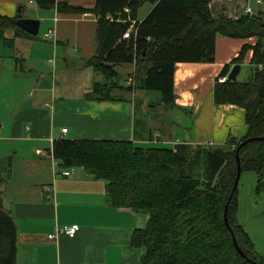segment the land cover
<instances>
[{
	"label": "crops",
	"instance_id": "1",
	"mask_svg": "<svg viewBox=\"0 0 264 264\" xmlns=\"http://www.w3.org/2000/svg\"><path fill=\"white\" fill-rule=\"evenodd\" d=\"M57 2L84 8L96 4V0ZM237 3L243 6V0ZM152 8V3H145L137 20ZM0 11L41 20L38 35L9 28L4 37L11 44L0 35V201L17 221L18 264H141L143 250L133 245L132 238L146 225L148 214L111 205L107 183L83 167H62L52 152L55 140L225 146L229 137L246 134L245 109L216 104L214 85L235 64L222 77L225 65L244 44L254 45L256 37L219 35L214 62L177 63L174 107L160 104L157 91L141 88L116 89L118 99L98 100L90 94L95 82L104 79L87 64L98 45L93 11L43 9L33 0H0ZM252 55L250 49L241 65H250ZM120 69L128 85L135 65L127 63ZM151 98H156L154 103ZM66 169L73 170L71 176L63 175ZM257 180L255 171L241 174L237 217L264 258V193H257ZM73 224L79 225L74 236L59 231ZM55 232L57 237L50 238Z\"/></svg>",
	"mask_w": 264,
	"mask_h": 264
},
{
	"label": "trees",
	"instance_id": "2",
	"mask_svg": "<svg viewBox=\"0 0 264 264\" xmlns=\"http://www.w3.org/2000/svg\"><path fill=\"white\" fill-rule=\"evenodd\" d=\"M33 1L43 9L93 11L98 16L97 51L87 61L104 79L95 82L90 94L98 100L118 99L116 89L133 91L132 85L120 82L119 67L128 63L135 65L137 89L157 91L160 104L174 107L177 63L214 62L219 35L256 37V43L244 44L221 72L227 76L231 65L242 64L253 49L251 75L246 80L217 79L214 85L216 104L245 109L244 136L229 137L223 147L61 138L55 140L52 152L62 167H83L91 177L104 180L111 205L148 214L146 225L132 238L133 245L143 250L141 264H264L238 220L239 188L233 191L239 156L242 173L255 171L257 193H264V139L259 138L264 137V11L232 18L225 7L214 14L212 0H96L93 8ZM147 2L153 8L137 20ZM22 16L0 11V35L7 43L4 31L9 28L33 36L16 25ZM131 20L136 21V31L125 38ZM227 202L229 226L224 219ZM231 230L245 256L235 246ZM17 234L15 216L0 201V264H18Z\"/></svg>",
	"mask_w": 264,
	"mask_h": 264
},
{
	"label": "water",
	"instance_id": "3",
	"mask_svg": "<svg viewBox=\"0 0 264 264\" xmlns=\"http://www.w3.org/2000/svg\"><path fill=\"white\" fill-rule=\"evenodd\" d=\"M16 25L18 27H20L22 30L26 31L27 33L31 34V35H38L40 32V25H41V20L38 18H32V17H19L15 20ZM241 67L242 65L240 63H236L233 68L231 69L229 75L227 76V80L228 81H236L238 80V75L241 71ZM260 139H264V137H259ZM256 139V138H253ZM258 139V138H257ZM250 141V139H247L246 141L242 142L241 145H243L244 143ZM239 151V149H238ZM238 151H237V155H238ZM237 161H238V168H237V174H236V178H235V182H234V186H233V191H235L239 185V180L242 174V167H241V163H240V158L239 156L237 157ZM232 196V194H231ZM228 202L225 205V209H224V219L225 222L227 224V226H229L228 223ZM231 234L233 236V241L235 246L237 247V249L242 253L243 256H245V253L241 250L238 241L233 233V231L231 230Z\"/></svg>",
	"mask_w": 264,
	"mask_h": 264
},
{
	"label": "built area",
	"instance_id": "4",
	"mask_svg": "<svg viewBox=\"0 0 264 264\" xmlns=\"http://www.w3.org/2000/svg\"><path fill=\"white\" fill-rule=\"evenodd\" d=\"M235 1L236 0H219L221 5L223 4L222 6L225 5L224 6L225 10L227 9L228 4H232ZM258 3L260 5H263L264 4V0H258ZM213 4H215V0H212V2H211V6L212 7H213ZM242 9H243V11L241 13L238 10H234V12L237 13L238 15L237 14H231L230 17L238 18V17L242 16L243 14H249V15H254L255 14V11L249 5H244L243 4ZM125 11L128 12L129 8H125ZM97 18H98V16H97ZM135 23H136L135 20H131L130 27L124 33V37L125 38H130L131 34L136 31ZM225 80H226V77L220 78V81H225ZM127 82L129 83V85H132V86L135 85V73L134 72L130 76H128ZM62 131L63 132H67V128H63ZM72 173H73V170H69V169H66V170L63 171V175L64 176H71ZM78 229H79V225L78 224H73L71 226H65L64 228L59 229V231H64L67 234H69L70 236H74ZM49 237L50 238H56L57 237V233L55 232L54 234H50Z\"/></svg>",
	"mask_w": 264,
	"mask_h": 264
},
{
	"label": "rangeland",
	"instance_id": "5",
	"mask_svg": "<svg viewBox=\"0 0 264 264\" xmlns=\"http://www.w3.org/2000/svg\"><path fill=\"white\" fill-rule=\"evenodd\" d=\"M215 4H216V7L215 8H212L213 9V12H214V14H218L219 12H221L222 10H223V7L225 6H222L221 5V3L219 2V0H215ZM243 4L244 5H249V6H251L252 8H253V10L256 12V13H258L259 11H260V9L261 8H263L264 7V4L263 5H260L259 3H258V0H243ZM219 6V7H218ZM238 6V7H237ZM29 9H35V7L34 6H30L29 7ZM234 10H238L240 13L243 11V9H242V7H241V5L240 4H238L237 3V0L234 2V3H232V4H228V7H227V9L224 11L226 14H228V16H231V14H237V13H235L234 12ZM127 12V11H126ZM129 12V11H128ZM238 15V14H237ZM42 33V32H41ZM124 68V67H123ZM122 68V69H123ZM122 69H120V71L121 72H123L122 71ZM135 70V69H134ZM131 72H133V70L131 71ZM134 73H135V71H134ZM248 73V74H247ZM126 74V73H125ZM125 74L124 73H122L121 75H122V77H121V80H120V82L123 84V85H126V81H125ZM249 75H251V67H250V65H247V64H244L243 66H242V71H241V73L239 74V76H238V80H246L248 77H249ZM102 76V75H101ZM129 76V75H128ZM102 78V77H101ZM128 79V78H127ZM128 83V82H127ZM128 85H129V83H128ZM136 86V78H135V85H133V87H134V89H133V91H135L137 88L135 87ZM136 98H137V100L139 99L137 96H136ZM140 100V99H139ZM151 100V102H153L154 103V101L156 100V98H151L150 99Z\"/></svg>",
	"mask_w": 264,
	"mask_h": 264
}]
</instances>
